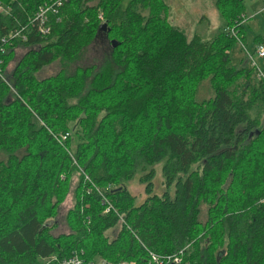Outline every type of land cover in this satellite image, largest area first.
Instances as JSON below:
<instances>
[{"label":"trees","instance_id":"trees-1","mask_svg":"<svg viewBox=\"0 0 264 264\" xmlns=\"http://www.w3.org/2000/svg\"><path fill=\"white\" fill-rule=\"evenodd\" d=\"M54 1L0 0V264L74 250L146 264L148 251L186 247L183 264H264V82L231 57L245 43L244 0H214L225 24L208 40L173 26L165 0H64L42 36L27 22ZM19 24L25 41L10 39ZM99 34L109 51L101 66L36 77L74 62ZM17 47L26 52L7 80ZM204 81L213 96L199 102ZM138 174L139 204L128 188ZM76 176L69 232L54 235Z\"/></svg>","mask_w":264,"mask_h":264},{"label":"rangeland","instance_id":"rangeland-1","mask_svg":"<svg viewBox=\"0 0 264 264\" xmlns=\"http://www.w3.org/2000/svg\"><path fill=\"white\" fill-rule=\"evenodd\" d=\"M128 0H124L123 5H125ZM172 2V1H171ZM170 3L168 0V5L171 4L165 13L167 20L173 25L178 26L183 29L187 34L188 38H192L194 34H199L202 39L208 40L213 37L220 28H222L225 22L220 18L219 21L213 19L210 23L199 24L196 19L197 14L202 11L201 9H194L193 0H184L183 2L175 0V2ZM211 2L206 0V13H213L216 16V9L214 4L209 5ZM173 5L175 8H173ZM213 7V8H212ZM211 8V10H210ZM263 8V9H261ZM261 9V10H260ZM244 19H243V35L244 42L237 41L233 50L231 51L232 62L234 64L238 63L240 58H246L245 48L253 55L254 48L250 50L253 46V40L256 36H262L264 38V0H244ZM204 12V11H203ZM101 19V17H100ZM212 23V24H211ZM209 24H211L209 26ZM107 41L103 38L101 34L88 46H86L80 54L76 57L74 62L69 65L62 63L60 60L51 64L48 67L40 70L36 77L38 79H43L52 76L59 72H65L70 75L76 72V70H85L94 66H101L104 61L105 56L109 53L107 49ZM255 46V45H254ZM245 47V48H244ZM26 50L22 47H17L14 50V57L8 63L6 70V79L10 80L11 73L14 72L15 67L19 64L22 56L25 54ZM258 67H262V60H256ZM238 68L242 65H238ZM91 80V78H88ZM213 96L211 88L208 81H204L198 88L196 100L202 101L209 99ZM155 176L153 184L155 187V193L161 195L166 188L164 187L163 177L161 174V165L155 166ZM139 174L128 184L129 191L136 196V203H141L144 200V185H140L138 182ZM77 183V176L73 178L72 186L69 195L65 199L64 203L58 208L57 217L54 222L56 223L55 229L52 234H67L69 232L68 227L65 222L66 213L73 206V191ZM168 192L173 196V187L168 189ZM118 232V229H113L109 232V237H114Z\"/></svg>","mask_w":264,"mask_h":264},{"label":"built area","instance_id":"built-area-1","mask_svg":"<svg viewBox=\"0 0 264 264\" xmlns=\"http://www.w3.org/2000/svg\"><path fill=\"white\" fill-rule=\"evenodd\" d=\"M64 0H57L49 4H45L38 8L37 12L34 14L32 19H29L27 22L30 25V28H36V30L42 36L48 35L50 33L49 22L51 16H56L59 13V9L62 6ZM3 8L0 6V12H3ZM243 23V22H242ZM28 25L23 26L19 24L15 27L13 31L10 33V39L25 41L26 35L25 32L29 28ZM228 35L237 38V31L232 28H227L225 31ZM3 41H5L3 39ZM239 41V40H237ZM242 44V43H241ZM245 48V47H244ZM254 53L250 55V52L245 48V56L249 60L250 65L256 70V78L258 80H262L264 82V73L263 67H258L256 60L264 61V43H259L254 46ZM2 62H0V65ZM0 77L4 79V73L0 71ZM13 91V89H12ZM63 139L66 136L62 137ZM87 182H90V179L85 177ZM93 189L97 192L98 196L101 198L102 205L105 206V212L108 213L113 210L112 204L108 201L104 192L98 189L97 187H93ZM108 190V189H107ZM87 208V205L86 207ZM120 223L124 224L122 217H119ZM115 229H119L118 227ZM187 247L179 250L176 253L168 254V255H159L153 252H147L146 264H183L182 259L184 257V253ZM55 263V264H138L135 261H118L112 262L108 259L102 257H95L92 259H87L82 250H74L68 257L63 259H57L56 257H51L47 264ZM188 264V263H186Z\"/></svg>","mask_w":264,"mask_h":264},{"label":"crops","instance_id":"crops-1","mask_svg":"<svg viewBox=\"0 0 264 264\" xmlns=\"http://www.w3.org/2000/svg\"><path fill=\"white\" fill-rule=\"evenodd\" d=\"M175 2V0H170V3L171 4H174V3H172V2ZM179 1H181V2H183L184 0H179ZM208 2H211L209 5L211 6L212 4H214L213 2H214V0H207ZM165 2H166V4H167V7H169L171 4H169L168 5V0H165ZM193 4H194V9H201L202 11H200L198 14H197V17H196V19L198 20V23L199 24H205V23H210V21H212L213 19L215 20V22H216V20L217 21H219L220 20V16H219V14L218 13H216V16L214 17L213 16V13H211L210 14V11H209V13H206L205 11V9H206V0H193ZM173 8H175L174 7V5H173ZM213 8V7H212ZM261 9H263V8H261ZM260 9V10H261ZM210 10H211V8H210ZM204 11V12H203ZM212 24V23H211ZM211 24H209V26L211 25ZM254 45L255 44H253V46H252V48L250 49V50H252L253 48H254ZM241 59V58H240ZM240 61V60H239ZM238 61V62H239ZM263 63H264V61H262ZM264 66V64L262 65V67Z\"/></svg>","mask_w":264,"mask_h":264},{"label":"water","instance_id":"water-1","mask_svg":"<svg viewBox=\"0 0 264 264\" xmlns=\"http://www.w3.org/2000/svg\"><path fill=\"white\" fill-rule=\"evenodd\" d=\"M105 28H106L105 24H102V25L100 26V29L103 30V31L105 30Z\"/></svg>","mask_w":264,"mask_h":264}]
</instances>
